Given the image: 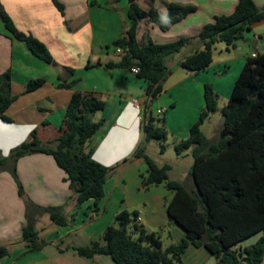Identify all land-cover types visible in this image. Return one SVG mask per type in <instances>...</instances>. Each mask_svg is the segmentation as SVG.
<instances>
[{
	"label": "crops",
	"instance_id": "crops-1",
	"mask_svg": "<svg viewBox=\"0 0 264 264\" xmlns=\"http://www.w3.org/2000/svg\"><path fill=\"white\" fill-rule=\"evenodd\" d=\"M56 1L62 6V11L52 0H0L1 8L15 27L40 41L53 59L51 64H47L33 56L23 42L7 32L0 21V74L9 71L10 95L13 97L3 114L8 121L0 117V152L7 157L10 147L31 135L42 144L54 142L67 128L65 110L72 93L78 92L94 95L105 102L104 108L92 117L94 122H103L88 142V147L93 150V160L108 167L129 156L143 141L139 121L147 83L138 79L130 69L105 67L106 63L120 59L117 51L113 52L106 46L126 28L128 3L127 0ZM135 1L144 10L153 9L161 16H166L169 3L196 7L195 12L166 32L160 31L147 19L141 20L137 28L140 44L144 43L145 35L155 43H169L181 37L194 36L215 16L231 14L237 4V0ZM254 3L258 9H264V0H254ZM201 48L199 42L190 43L179 54L167 59L170 74L162 84V92L156 97L165 110L162 113L164 125L176 140L186 138L189 128L197 120L204 106V84H211L217 97L227 100L246 59L264 53V21L254 23L232 47L224 43L215 44L212 63L205 70L188 72L180 66L182 56ZM65 68L72 69L73 74L70 75ZM35 79H42L43 85L27 93V83ZM72 80L77 82L71 88L59 87V84ZM169 105L171 109H168ZM220 127L216 135L208 139L217 140ZM148 144L145 143V152ZM170 166V178L191 189L190 167L183 171L181 177H177L173 175V166ZM145 172L146 165L139 158L116 174H111L103 184V198L98 203V210L93 212L92 201L76 203L75 195L64 181V173L51 156L34 154L18 159L15 173L23 195L18 194L16 182L6 164L0 170V246L7 247L9 255L0 259V264H115L106 255L85 258L66 248L72 245L87 246L93 241L103 243V233L115 222L117 212L112 211L104 220L113 191L120 182L127 184V180L138 186L139 176L145 175ZM151 191L155 194H151ZM140 192L138 203L143 206L150 227L157 225L154 206L158 199L163 208H159V213L164 221H170L166 214V206L173 195L170 191L163 185H157L143 188ZM35 207L60 209L67 224L56 226L47 214L38 217L35 230L41 246L38 250L27 251L22 241V228L28 209ZM41 220L43 224H40ZM174 224L172 236L175 238L174 244H177L184 238V231ZM182 262L215 264V259L203 247L189 246L182 255ZM261 264H264V259Z\"/></svg>",
	"mask_w": 264,
	"mask_h": 264
},
{
	"label": "trees",
	"instance_id": "trees-1",
	"mask_svg": "<svg viewBox=\"0 0 264 264\" xmlns=\"http://www.w3.org/2000/svg\"><path fill=\"white\" fill-rule=\"evenodd\" d=\"M62 11V6L52 0ZM128 23L124 31L107 49L118 52L119 61L108 62V69H131L137 67L138 79L147 85L144 105L140 110V129L143 141L121 163L128 164L143 159L146 165L142 175L143 187L163 185L173 195L166 206L170 221L183 231L184 238L177 244L162 248L160 235L147 232L137 224L138 213L121 211L116 214L117 226H108L102 236L103 243L93 241L87 246L72 245L80 257L92 258L106 255L115 264H183L182 255L189 246L203 247L215 259V264H261L264 258V53L249 57L244 62L226 105L221 110V127L215 141L208 139L200 126L217 110V95L211 84L203 86L204 106L186 138L174 142L177 155L190 150L193 159L189 177L193 187H185L170 178L171 166L158 164L145 152V143L156 140L162 144L168 138L165 126L156 125L149 111V102L162 92V84L170 74L167 59L179 54L192 41L200 43L181 57L179 64L188 72H199L212 63L213 47L224 43L232 47L242 39L245 31L264 21V9L256 7L254 0H237L229 15L215 16L202 26L194 36L181 37L169 43H155L148 35L144 43L137 40L138 23L147 19L160 31H168L174 24L196 11L195 6L169 3L166 16L157 11L144 10L135 0H127ZM0 21L7 32L25 44L28 51L39 60L51 64L48 49L36 38L19 31L0 6ZM88 67V66H86ZM72 75L73 70L65 68ZM77 80L61 83L59 87L71 88ZM42 79L30 80L25 91L33 92L43 85ZM10 73L0 74V117L13 101L10 95ZM104 100L89 94L73 92L65 110L66 130L54 142L42 144L35 136L10 150L7 157L0 152V170L6 164L14 178L18 194L22 186L15 173L18 159L34 154L51 156L64 173V181L75 195L76 203L92 201L94 211L103 197V184L113 167H105L93 160V150L88 142L103 120L94 122L93 115L104 108ZM47 214L56 226H66L67 219L55 207L28 209L26 223L22 228V241L27 251L38 250L41 242L35 230V221ZM259 234L249 246L236 247L241 241ZM9 255V249L0 246V259Z\"/></svg>",
	"mask_w": 264,
	"mask_h": 264
},
{
	"label": "rangeland",
	"instance_id": "rangeland-1",
	"mask_svg": "<svg viewBox=\"0 0 264 264\" xmlns=\"http://www.w3.org/2000/svg\"><path fill=\"white\" fill-rule=\"evenodd\" d=\"M197 41L194 40L191 43H196ZM187 47V46H186ZM185 47V48H186ZM190 52H187V54ZM226 78V77H225ZM168 97L169 94H166ZM158 98L152 99L148 106H149V111L155 118L154 123L156 125H164L163 122V114H157L156 111L162 109L160 104H158ZM228 100V99H227ZM226 98H218L217 97V110L210 114L209 118L200 126L201 132L207 137L211 138L212 136L216 135L220 123L222 121L221 118V110L222 108L226 105L227 103ZM162 105V104H161ZM171 105L168 106V109H171ZM165 126V125H164ZM166 128V127H165ZM167 130V129H166ZM168 131V130H167ZM168 138L166 141H164L162 144L164 145L165 149L163 152H160V144L156 140H151L149 141L148 147H147V155L151 157L156 163L160 164L166 163L170 164L174 168L173 175H176L177 177H181L183 174V171H185L187 168L191 167L193 159L191 156L190 150H186L183 152L182 155H177L174 150V142L176 141L175 138H173L168 132ZM20 142L19 144H21ZM19 144L10 147L9 150L13 149L14 147L18 146ZM123 157L122 159H124ZM121 160H117L113 164H111L108 167H113V169L110 170V175L106 179L107 181L110 179L111 174H116L121 168L126 166L127 164L121 163ZM140 179V184L138 186H134L127 180V184L122 185L120 184L117 186V188L113 191L112 193V200L111 204L107 207L104 213V220H106L108 217V214H110L112 211H117V213L121 211H127L129 213L136 211L138 213L137 216V224L145 229L147 232H156L160 235L161 242H162V248H165L169 246L170 244H174V237L172 236V230L175 226L174 223H171L170 221H164L161 214L159 213V208H162L161 201L158 199L156 201V204L154 206V209L156 210L157 214L155 216V220L157 225L152 228L149 225V221L146 218V214L144 212L143 206L139 202V199L141 198V192L140 190L145 188L141 185L142 181V175L139 176ZM136 181V180H135ZM133 185V186H132ZM151 194H155L153 191H151ZM150 194V195H151ZM103 198V197H102ZM101 198V200H102ZM100 200V201H101ZM91 201V200H90ZM99 201V202H100ZM88 202V201H86ZM84 202V203H86ZM81 203V204H84ZM154 204V201L152 202ZM94 208V205H93ZM163 209V208H162ZM93 212H96L93 210ZM115 214V216H116ZM45 219L47 218L46 216L44 217ZM115 221V218H114ZM44 221H40V224H43ZM113 226H117L116 221L112 224ZM259 234L253 235L243 241H241L236 247L238 246H249L252 243L256 241V238ZM264 259V258H262ZM262 262V261H261ZM38 264H48L47 262H40Z\"/></svg>",
	"mask_w": 264,
	"mask_h": 264
},
{
	"label": "built area",
	"instance_id": "built-area-1",
	"mask_svg": "<svg viewBox=\"0 0 264 264\" xmlns=\"http://www.w3.org/2000/svg\"><path fill=\"white\" fill-rule=\"evenodd\" d=\"M256 39H257V38H255V40H256ZM130 71H131L132 73H134V74H137V72L139 71V69H138L137 67H132V68L130 69ZM135 108L138 109V105H137V104H135ZM164 111H165L164 109H160V110H157L156 113H157V114H162Z\"/></svg>",
	"mask_w": 264,
	"mask_h": 264
},
{
	"label": "water",
	"instance_id": "water-1",
	"mask_svg": "<svg viewBox=\"0 0 264 264\" xmlns=\"http://www.w3.org/2000/svg\"><path fill=\"white\" fill-rule=\"evenodd\" d=\"M24 200H26V198H24Z\"/></svg>",
	"mask_w": 264,
	"mask_h": 264
}]
</instances>
